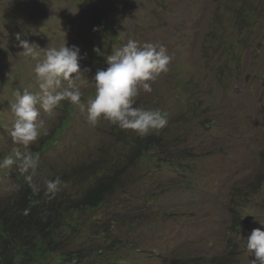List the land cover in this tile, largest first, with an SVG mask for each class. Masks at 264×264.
Segmentation results:
<instances>
[{
	"label": "rangeland",
	"instance_id": "rangeland-1",
	"mask_svg": "<svg viewBox=\"0 0 264 264\" xmlns=\"http://www.w3.org/2000/svg\"><path fill=\"white\" fill-rule=\"evenodd\" d=\"M17 35L41 49L79 47L85 109L97 71L129 39L162 45L171 57L168 73L149 82L151 93L141 88L133 105L167 113V125L150 134L166 148L125 168L123 187L103 206L69 216L85 229L64 231L55 256L83 246L102 250L96 261L119 264L256 259L246 244L253 229L264 230V0H0V160L19 147L10 136L15 92H38L34 69L44 58L39 49L24 56ZM86 116L68 101L51 115L41 110L30 151L50 145L32 170L37 185L101 154L125 161L129 149L112 124L92 126ZM24 176L0 169L1 204L12 202Z\"/></svg>",
	"mask_w": 264,
	"mask_h": 264
},
{
	"label": "clouds",
	"instance_id": "clouds-1",
	"mask_svg": "<svg viewBox=\"0 0 264 264\" xmlns=\"http://www.w3.org/2000/svg\"><path fill=\"white\" fill-rule=\"evenodd\" d=\"M16 39L24 56H36L39 49L44 58L34 69L38 92L33 93L27 89L23 92L17 89L15 92V102L11 104L15 119L10 136L12 142L19 147L0 160V169H11L15 166L19 172L25 174L24 180L33 194L41 191V187L34 182L32 173L38 167L39 158L30 151V145L37 142L44 125L40 118L41 110L51 115L62 101H68L81 112L86 111L87 121L92 126L104 119L120 129L135 132L141 138L167 125V113L159 109L146 110L133 106L141 88L145 93H151L149 82L169 71L171 57L162 45L147 42L141 44L129 39L125 45L108 55V67L106 70L97 71L94 77L95 97L88 102L85 109L81 102L82 92L77 83L82 78L80 60L84 58L79 47L64 44L59 48L41 49L26 39L22 40L19 35ZM93 52L103 55L99 47H94ZM65 83L67 87H63ZM61 184L60 177L44 181L45 194L49 199L54 198L60 191ZM16 188L19 190V185ZM29 211L25 209L24 215ZM246 248L250 253L254 252L256 258L251 264H256L257 261L264 264V230L253 229L247 238Z\"/></svg>",
	"mask_w": 264,
	"mask_h": 264
},
{
	"label": "trees",
	"instance_id": "trees-1",
	"mask_svg": "<svg viewBox=\"0 0 264 264\" xmlns=\"http://www.w3.org/2000/svg\"><path fill=\"white\" fill-rule=\"evenodd\" d=\"M111 130L119 136L121 146L129 149L124 163H118L120 159L117 153H110L108 158L101 154V160L88 167L79 165L67 173L49 178L54 180L60 177L62 181L60 191L52 199L45 194L44 184L40 185L39 193L33 194L24 181L19 185V190L16 189L10 204L4 206L0 202V264H119L115 261H96L102 250L98 249L96 253L92 247L61 250L57 257L54 255L60 249V237L64 231L70 229L79 232L85 229L80 220L74 221L69 216L88 214L103 206L107 199L123 187L125 168L135 166L142 158H150L153 149L161 152L166 148L155 134L141 138L134 132L129 137L118 126L112 125ZM49 145L48 140L33 154L37 156ZM65 186L71 190H74L72 186L77 187V191L66 196L61 192ZM25 209L30 210L27 215H24ZM212 262L210 264H222L218 259H212ZM168 264L205 263L200 258H173Z\"/></svg>",
	"mask_w": 264,
	"mask_h": 264
}]
</instances>
